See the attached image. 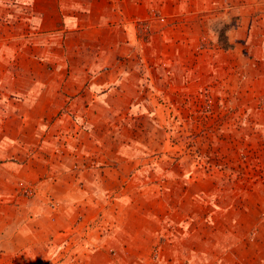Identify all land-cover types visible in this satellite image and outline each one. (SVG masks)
Here are the masks:
<instances>
[{
    "label": "rangeland",
    "instance_id": "rangeland-1",
    "mask_svg": "<svg viewBox=\"0 0 264 264\" xmlns=\"http://www.w3.org/2000/svg\"><path fill=\"white\" fill-rule=\"evenodd\" d=\"M0 264H264V0H0Z\"/></svg>",
    "mask_w": 264,
    "mask_h": 264
}]
</instances>
